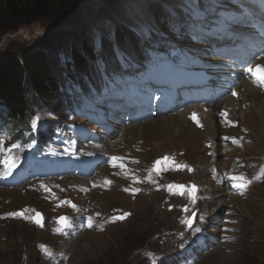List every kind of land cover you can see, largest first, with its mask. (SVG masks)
Returning <instances> with one entry per match:
<instances>
[{"label":"rangeland","instance_id":"374dc122","mask_svg":"<svg viewBox=\"0 0 264 264\" xmlns=\"http://www.w3.org/2000/svg\"><path fill=\"white\" fill-rule=\"evenodd\" d=\"M201 1L67 0L64 6L60 3L50 11L25 18V24L15 30H9L13 24L0 22V57L12 55L20 60L29 53L46 50L54 70H61L63 75L76 70L67 56L73 50L83 53V42L96 50L94 60H98L94 66L104 65L99 56L100 42L114 41L111 29L124 25L141 38L139 59L128 67L125 61L128 54L114 49L112 55L123 57L126 70L121 73L124 77L114 75L118 78L111 92L139 91L141 78L154 75L185 86L184 92L176 88L178 93L173 87L158 86V92L145 87L142 94L151 96L157 92L161 96L163 90L173 103L183 106L173 115L152 114L148 121L125 126L111 139H105L110 136L112 121L108 120L102 123L103 129L98 127L85 134L87 129L78 117L94 127L89 107L78 116L73 112L59 116L52 112L58 107L50 102H44V108L34 107L28 124L35 131L52 127V142L34 147L20 144V149L15 145L4 150L11 141L0 139V163L8 161L4 169L8 173L0 166V264H264L263 122L260 126L252 106L264 101V96L258 94L264 93V88L256 85L254 89L260 90L252 89L253 95L248 96L241 88V94L231 96L237 98V105H242L232 112L231 120L237 125L228 128V136L235 140L231 145L220 140L213 127L211 137L206 135L202 128L203 114L199 120L196 114L191 119L179 114L185 109L192 115L195 113L196 102H191L186 88L196 75L205 72L208 79L221 67L212 66L214 60L209 49L206 57L197 51L192 55V39L194 44H200L199 48L207 47L205 37H211L216 29L225 31L237 23L240 26L243 17L229 19L223 12L231 15L236 12L232 8L226 11L220 2L207 0L201 5ZM257 1L254 6L249 5L250 11H258L257 5H264V0ZM151 3L168 10L171 22L176 23V15L189 9L194 19L186 17L182 30L158 28L148 11ZM187 24H192L188 33ZM259 27L264 28V22L254 28ZM166 42L176 45L174 54L183 52L186 58L169 57L158 65L159 58L167 57L163 54ZM141 60L153 67L144 70ZM181 62L185 64L177 65ZM177 71L179 79L175 78ZM134 101L127 102V113L122 117L145 114V100ZM221 101L207 105L220 110L213 114L209 110L212 126L214 122L217 125L216 113L226 110ZM99 106H93V110H99ZM151 126L157 129V135L151 133ZM2 137L15 141L18 136L0 120ZM227 147L233 149L225 150ZM10 150L14 151L2 153ZM165 157L167 163L155 166L157 160ZM17 162L13 167L12 163ZM232 166L242 180L250 178L253 183L244 198L236 193L227 195L211 180V173L217 172L222 177L223 171ZM134 168L145 170L151 177L147 184L142 183L136 189ZM41 169L46 176L36 178ZM197 170H201L200 175L194 174ZM21 171L27 172L18 176ZM65 172L67 176H63ZM86 172L89 174L84 175ZM192 186L196 188L194 197L188 192ZM36 212L43 214L39 227L32 222ZM59 216L66 218L67 227L57 224Z\"/></svg>","mask_w":264,"mask_h":264},{"label":"trees","instance_id":"16d2710c","mask_svg":"<svg viewBox=\"0 0 264 264\" xmlns=\"http://www.w3.org/2000/svg\"><path fill=\"white\" fill-rule=\"evenodd\" d=\"M65 2L67 0H1L0 22L13 24L9 30H15L25 24V18L50 11L60 3L64 6ZM150 6L148 11L153 13L156 26L166 28L165 18L168 13L157 3H151ZM112 31L114 41L105 39L100 42L101 56L105 62L111 66L115 45L134 60L137 59L140 48L135 31L124 25L112 28L111 35ZM82 50L83 53L73 50L67 57L81 75L89 77V64L94 60L96 52L87 42L82 43ZM54 67L46 50L29 53L20 60L12 55L0 57V100L6 107L5 118L9 127L24 132V129H28V116L34 107H45L44 102L56 104L58 109L52 112L60 113L61 92L66 88L62 85V71L57 68L54 70Z\"/></svg>","mask_w":264,"mask_h":264},{"label":"bare ground","instance_id":"6f19581e","mask_svg":"<svg viewBox=\"0 0 264 264\" xmlns=\"http://www.w3.org/2000/svg\"><path fill=\"white\" fill-rule=\"evenodd\" d=\"M258 2V1H257ZM255 3H256V1H255ZM257 6H260V4L259 5H257ZM153 14V13H152ZM250 70L251 71H249L248 70V72H250V75H247L246 77H245V82L246 83H243L241 86H240V88H242V87H245V89L243 90V92H245V94H246V96H248L249 94H251V95H253V93H252V89L253 90H256V91H259L260 89H258V88H255L254 89V86L256 87V85H252V83H251V81L252 80H256V79H258V78H261V75L262 76H264V56L263 57H261L259 60H257V61H255L253 64H252V67L250 68ZM205 72H203L199 77H196L195 78V80H194V82L195 83H197V85L196 86H194L193 85V89H196V92H195V94L194 93H192V95H193V98L194 99H197L198 101H201V100H203V98L201 97V95H199L200 93H201V90H202V87H203V85L205 84L204 82H205ZM250 81V82H249ZM263 81V85H264V80H262ZM198 85H201L199 88H197L198 87ZM239 91V90H238ZM241 94V93H240ZM235 98V97H234ZM237 99V98H236ZM236 99H234V100H231L230 102H228V97L227 98H225V100H224V104L223 105H227V107H231L233 110H235V108H237L238 107V105L236 104ZM247 101V100H246ZM194 102H196V100H194ZM164 105V103H161V102H159L158 103V107H161V106H163ZM252 106H253V109H254V111H256L257 113H256V116L258 117V121L260 122V126H261V123L263 122V126H262V139H263V141H264V101H262L261 103H259V104H256V103H252ZM196 109V111H194L196 114H206L205 115V118L203 119V122H204V125H205V130H206V135L208 136L209 134H210V136L209 137H211V130H210V128L211 127H213L212 128V130L216 133V131L217 132H219V127H218V125H215L214 126V124H215V122H214V124H213V126H212V123H211V120H212V118L211 117H208V115H209V110H207L206 108H199V107H197V108H195ZM246 109V108H245ZM160 111L162 110V109H159ZM170 112L171 111H173V109H168ZM190 110H188V111H185V112H181V113H179V114H181V116H182V118H183V116H184V119H185V115H189L190 113ZM237 113V112H236ZM179 114H178V116H179ZM239 114V113H238ZM240 115V114H239ZM252 115H253V113H252ZM233 116H234V114H233ZM236 119V118H235ZM242 119V118H241ZM257 119V118H256ZM188 122H186V124H187ZM239 123V122H238ZM258 123V122H257ZM152 124V123H151ZM154 124V123H153ZM217 124V123H216ZM243 125V124H242ZM244 126V125H243ZM242 126V127H243ZM189 127V126H188ZM187 127V128H188ZM151 133H156V132H158L157 131V129L155 128V127H153V126H151ZM150 129V128H149ZM216 130V131H215ZM255 130H257V129H255ZM194 131V130H193ZM249 131V130H248ZM184 133V132H183ZM193 133V132H192ZM186 134V133H185ZM194 134V133H193ZM247 134V133H246ZM155 135H157V133L155 134ZM183 135V134H182ZM153 136H154V134H153ZM195 136V135H194ZM161 137V136H160ZM155 138V137H154ZM173 138H176V137H173ZM178 138V137H177ZM190 138V137H189ZM195 138V137H194ZM199 138V137H198ZM202 139V138H201ZM154 140V139H153ZM160 140V139H159ZM155 142V141H154ZM189 142V141H188ZM150 143V142H149ZM186 143V142H185ZM153 144H155V143H153ZM173 145V144H172ZM188 146V145H187ZM172 147V146H171ZM145 149V148H144ZM196 149V148H195ZM93 150H95L96 152L98 151L96 148H93ZM184 151V150H183ZM198 152V151H197ZM149 153V152H148ZM190 155H192V154H190ZM194 156V155H193ZM190 157V156H189ZM192 157V156H191ZM207 167V166H206ZM201 171V170H200ZM200 171L199 170H197V172L195 171L194 172V174H198V175H200L201 173H200ZM204 171V170H203ZM45 174V172H42L41 174H40V176H42V175H44ZM194 184L196 185L197 184V181H194ZM90 215V214H89Z\"/></svg>","mask_w":264,"mask_h":264},{"label":"snow or ice","instance_id":"6c2138e0","mask_svg":"<svg viewBox=\"0 0 264 264\" xmlns=\"http://www.w3.org/2000/svg\"><path fill=\"white\" fill-rule=\"evenodd\" d=\"M251 71V70H249ZM233 95H236V93H233ZM33 127H35V121H33ZM168 162V158L165 157L163 158V160H157L155 163H156V166H159L161 165L162 163H167ZM190 170V169H189ZM236 187H244L243 185H236ZM181 190H183L182 186H181ZM188 192H189V195L194 197L195 195V192H196V188L195 186H192L190 189H188ZM9 215H12V216H19L21 215L20 213H10ZM117 219H123V217H118ZM61 221L63 222L64 221V218L62 217L61 218ZM37 222H39V220H37ZM188 223H190V221H187Z\"/></svg>","mask_w":264,"mask_h":264},{"label":"water","instance_id":"95a60500","mask_svg":"<svg viewBox=\"0 0 264 264\" xmlns=\"http://www.w3.org/2000/svg\"><path fill=\"white\" fill-rule=\"evenodd\" d=\"M37 220H39V222H37ZM33 221H34L36 224H40V223L42 222L41 214L36 213V214L34 215V217H33ZM58 221L61 222V223L64 222V221H63V222L61 221V218H59Z\"/></svg>","mask_w":264,"mask_h":264}]
</instances>
